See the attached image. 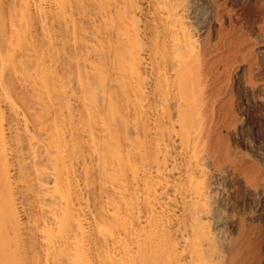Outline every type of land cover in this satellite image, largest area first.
Returning a JSON list of instances; mask_svg holds the SVG:
<instances>
[{
  "label": "bare ground",
  "instance_id": "obj_1",
  "mask_svg": "<svg viewBox=\"0 0 264 264\" xmlns=\"http://www.w3.org/2000/svg\"><path fill=\"white\" fill-rule=\"evenodd\" d=\"M0 264H264V0H0Z\"/></svg>",
  "mask_w": 264,
  "mask_h": 264
}]
</instances>
